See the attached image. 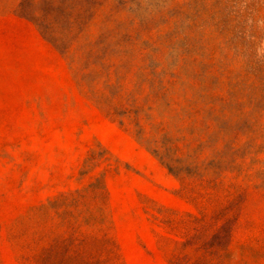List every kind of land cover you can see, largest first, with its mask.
<instances>
[{"label": "rangeland", "instance_id": "rangeland-1", "mask_svg": "<svg viewBox=\"0 0 264 264\" xmlns=\"http://www.w3.org/2000/svg\"><path fill=\"white\" fill-rule=\"evenodd\" d=\"M0 264H264V0H0Z\"/></svg>", "mask_w": 264, "mask_h": 264}]
</instances>
